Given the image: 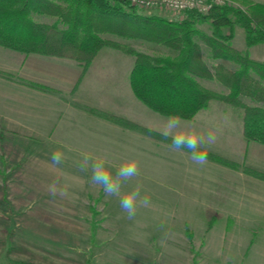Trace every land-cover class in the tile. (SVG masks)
I'll return each instance as SVG.
<instances>
[{
	"label": "rangeland",
	"instance_id": "obj_1",
	"mask_svg": "<svg viewBox=\"0 0 264 264\" xmlns=\"http://www.w3.org/2000/svg\"><path fill=\"white\" fill-rule=\"evenodd\" d=\"M140 10L168 18L184 15L161 6ZM32 17L51 20L34 13ZM198 26L207 29L205 23ZM101 36L113 44L101 46L85 68L74 59L36 53L31 54L45 60L38 67L27 65L30 53L1 46L0 252L11 243L23 251V242L44 240L57 242L52 247L64 252L66 264H264V181L208 159L203 166L194 164L187 151H172L165 143L77 105L97 106L154 129L166 117L131 92L128 74L133 60L124 47L151 55H174L175 50L139 36ZM196 40L207 63L237 66L212 59L208 46ZM232 45L253 58H264V45L246 47L241 29L235 30ZM19 79L50 88L33 90ZM199 81L227 91L216 80ZM9 83L11 88L16 84L12 91ZM241 114L240 107L211 99L184 119L202 135L217 133L210 150L264 169V145L242 137ZM56 150L64 160L53 167ZM85 156H106L115 166L138 157L140 175L125 183L121 193L139 182L151 206L140 208L135 220L127 219L119 197H107L92 185L90 169L78 170ZM110 171L114 175L115 167ZM53 182L68 196L50 195Z\"/></svg>",
	"mask_w": 264,
	"mask_h": 264
},
{
	"label": "trees",
	"instance_id": "obj_2",
	"mask_svg": "<svg viewBox=\"0 0 264 264\" xmlns=\"http://www.w3.org/2000/svg\"><path fill=\"white\" fill-rule=\"evenodd\" d=\"M226 1L211 5L206 12L184 9L182 17L168 18L143 13L125 0H0V46L23 54L74 59L85 68L101 46L113 44L101 36L104 32L161 43L175 54L151 55L124 47L133 60L128 80L135 98L163 116L175 114L185 119L192 118L211 99L240 107L242 137L264 145V58H253L246 49L232 45L237 28L242 31L246 47L264 45V2ZM32 13L51 20H35ZM202 23L207 24L206 30L198 26ZM196 37L208 46L212 59L229 60L237 66L230 68L220 61L207 63ZM199 78L216 80L227 91L206 87ZM18 82L41 90L50 88L31 80ZM242 97L254 104L242 101ZM77 105L102 119L170 144L151 126L97 106ZM201 150L208 152V160L264 181L261 167L242 164L206 148Z\"/></svg>",
	"mask_w": 264,
	"mask_h": 264
},
{
	"label": "clouds",
	"instance_id": "obj_3",
	"mask_svg": "<svg viewBox=\"0 0 264 264\" xmlns=\"http://www.w3.org/2000/svg\"><path fill=\"white\" fill-rule=\"evenodd\" d=\"M154 130L164 141H170L168 145L170 150L187 151L190 160L201 166L207 163L208 157V152L201 149L210 150L218 140L215 131H208L202 135L195 126L190 127L188 121L175 114L164 117L162 125ZM63 160L64 154L61 151H53L51 155L53 167L63 163ZM112 167H115L114 175L110 171ZM89 169L91 170V184L102 189L107 197H119L120 208L126 214L127 219L135 220L140 208L151 206V198L143 194V185L139 182L135 183L126 193H121L125 183L140 175L138 157L127 159L115 166L106 156L98 157L95 160H90L85 156L79 163L78 170L87 172ZM48 191L52 196H68L67 190L59 187L55 182L49 186Z\"/></svg>",
	"mask_w": 264,
	"mask_h": 264
},
{
	"label": "crops",
	"instance_id": "obj_4",
	"mask_svg": "<svg viewBox=\"0 0 264 264\" xmlns=\"http://www.w3.org/2000/svg\"><path fill=\"white\" fill-rule=\"evenodd\" d=\"M0 51H1V46H0ZM34 54L30 53L29 55L26 56V64L30 65V63H33L32 66L38 67L39 63L43 62L45 58L38 56V55H34ZM9 80L15 82L14 79L12 78ZM1 81H2V75L0 74V107H1V104H3L1 101L2 93H3L2 92L3 85ZM7 87L11 88V84L9 83ZM13 87H16V84H14ZM12 88H11V91H12ZM30 88H32L33 90L36 89L33 87H30ZM11 91L9 90L10 94H11ZM9 104H11V102ZM1 120H2V114H1V109H0V121ZM50 242L51 241H44V240L38 241V242L36 241L32 243L23 242L22 243L23 251L19 250V248L15 249L17 244L11 243L10 246H8L7 249L4 250V252L3 250H1L0 252L2 253L1 255H3L4 253V256H6V258L0 257L2 258L1 264H4L5 261H7V264L8 263L10 264H66V258H65V255L63 254L64 252L63 251L60 252L56 250L58 247H52V246H57L56 245L57 242H52V243Z\"/></svg>",
	"mask_w": 264,
	"mask_h": 264
},
{
	"label": "built area",
	"instance_id": "obj_5",
	"mask_svg": "<svg viewBox=\"0 0 264 264\" xmlns=\"http://www.w3.org/2000/svg\"><path fill=\"white\" fill-rule=\"evenodd\" d=\"M138 7L161 6L172 10L195 9L206 12L213 4L225 3V0H125Z\"/></svg>",
	"mask_w": 264,
	"mask_h": 264
}]
</instances>
